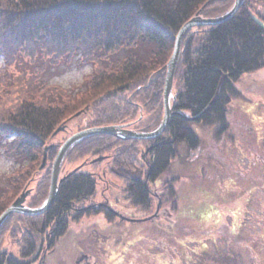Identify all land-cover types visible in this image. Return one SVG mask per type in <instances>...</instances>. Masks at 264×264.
I'll list each match as a JSON object with an SVG mask.
<instances>
[{
	"label": "trees",
	"instance_id": "trees-1",
	"mask_svg": "<svg viewBox=\"0 0 264 264\" xmlns=\"http://www.w3.org/2000/svg\"><path fill=\"white\" fill-rule=\"evenodd\" d=\"M252 1L245 0L239 12L225 22L187 32L174 77V114L164 134L149 141H125L108 134L86 137L66 154L64 175L70 172L65 169L66 163L107 156L96 164L107 160L106 167L125 178L123 175L134 168L136 173L142 172L137 166L138 153H142L144 165L146 162L150 165L149 180L156 182L171 168L179 144L185 143L189 151L200 147L193 124L217 126L220 135L228 132V106L238 96L237 81L243 74L264 69V20L251 10ZM234 2L0 0V57L7 69L4 72L0 69V154L16 166L9 174H0V217L23 191L31 192L26 201L35 192L31 204L25 201L30 207L48 197L52 164L60 150V145L53 141L54 133L62 126L71 128L85 116L89 127L131 120L136 131L158 128L152 118L146 121L140 115H144V109L153 118L160 113L163 118L167 63L177 33L197 14L218 17ZM124 49L127 50L124 60L117 57L111 60V56ZM38 55L45 58L37 68L40 70L8 71L19 66L18 58L36 61ZM46 59L51 63L64 59L79 66L92 64V73L76 87L56 91L41 79L48 71L43 66ZM232 71L235 73L224 83L218 101L210 107L221 73ZM206 108L210 110L199 117ZM184 116L199 118L190 121ZM49 145L48 161L40 169L45 147ZM144 145L147 149H142ZM97 184L98 178L82 169L67 177L60 184L54 205L44 214H11L1 225L0 246L2 236L8 232L16 239L20 256L32 258L51 230L53 244L58 245L67 235L71 221L96 215L90 210L75 212V209L85 207L94 198ZM126 188L135 204L145 209L151 207L145 180L132 183L129 179ZM5 256L6 252H0V264H20L8 261Z\"/></svg>",
	"mask_w": 264,
	"mask_h": 264
},
{
	"label": "rangeland",
	"instance_id": "rangeland-1",
	"mask_svg": "<svg viewBox=\"0 0 264 264\" xmlns=\"http://www.w3.org/2000/svg\"><path fill=\"white\" fill-rule=\"evenodd\" d=\"M252 2L254 8L251 10L256 17L264 20V2L262 4ZM126 53L127 50L124 49L111 56V60L114 57L124 60ZM37 57L36 61H31L22 56L16 62L19 66L8 71L29 70L30 73L38 71L40 69L37 68L45 58H39V55ZM59 60L60 62L51 63L50 59L48 61L46 59L47 63L44 62L43 66H47L48 71L41 75L46 86H51L56 91L76 87L92 73V64L79 66L75 63L70 64L68 60ZM5 67L4 60L0 57V69L3 72L7 70ZM174 85L175 79L173 88ZM236 86L239 89L238 96L236 95L228 106V132L220 135L217 126L193 124V129L200 138V147L189 151L185 143L179 144L178 154L172 161L171 168L156 184L150 182L151 187L160 192L158 195L168 208L167 212L163 213V218L140 223L124 222L121 218L119 220L113 216L108 217L105 213L87 216L82 220L71 221L67 235L61 238L62 242L61 239L58 241V247L69 245L70 247L66 249H69V254L72 255L79 245L76 242L81 238L86 239L85 243L99 242L103 247L100 248L102 264H107L103 261L110 257L106 255L108 249L117 250L123 241L132 242L127 264H264V69L243 74ZM171 100L173 105L175 99ZM142 111L144 115L141 114L140 118L144 116L146 121L152 118L154 126L161 125L165 111L163 118L162 113L153 118L150 112L144 109ZM84 118L85 116L78 124H72L71 129L64 126L62 132L54 135L56 138L53 141L61 145L73 133L85 127L91 128L86 125ZM157 120H161L159 121L161 123ZM132 122L126 120L123 123L105 126L123 125L126 129L136 131L133 125L135 122ZM154 139L156 138L149 140ZM142 149L147 147L144 145ZM141 154L138 153L137 166L146 173L148 165H144ZM106 157L75 160L71 164L66 163L65 169L71 172L74 168L83 166V172L91 173L98 178L97 193L92 199L95 202L101 199L103 190H106L105 184L114 182V186L117 188L120 186L121 191L127 194L126 198L124 197L126 200L120 195L121 202L117 206L122 207L124 202L128 209L122 210L127 215L140 219L154 211L160 200L152 194L151 209L139 207L140 212L138 207H135L137 204L129 207L132 202L129 203L131 195L126 188L128 180L116 175L110 166L106 167L107 160L103 164H96ZM99 158L101 160L94 163ZM15 167L13 161L0 154L1 175L9 174ZM106 168L108 173L104 176ZM65 173L62 171L61 177ZM138 173L139 171L136 175ZM142 179L146 180L144 177ZM32 187L35 189L36 183ZM34 196L33 191L26 203L31 204ZM43 203L33 207H40ZM93 229L97 231L92 232ZM104 234L109 236L108 242L112 245L106 243ZM2 237L0 252L19 249L14 236L5 232ZM115 252L119 255L118 250ZM69 254H65V258Z\"/></svg>",
	"mask_w": 264,
	"mask_h": 264
},
{
	"label": "water",
	"instance_id": "water-1",
	"mask_svg": "<svg viewBox=\"0 0 264 264\" xmlns=\"http://www.w3.org/2000/svg\"><path fill=\"white\" fill-rule=\"evenodd\" d=\"M245 0H236L234 5L229 9V12L220 15L219 17H203L200 14H197L196 17L191 18L190 20L187 21V23L180 29V31L177 33V38L175 40V48L174 51L171 55L170 60L167 63V74H166V83H165V87H164V111H165V115L164 118L162 120L161 125L159 126L158 129H156L155 131L152 132H140V131H134V130H130V129H126L125 126L123 125H113V126H105V127H97L95 126L94 128H87V129H83V131H79L75 134L72 135V137H70L69 139H67L62 146H60V150L57 153L55 160L52 164V175H51V186H50V193L47 197V199L44 201L43 205L40 207H33L30 208L28 206H26L25 201L27 199V197L29 196V194L31 193L29 190L23 191V193L21 194V196H19L14 202L11 203V206L5 210L0 217V228L1 225L11 216V214L13 213H17V214H24V215H28V216H33V215H41L44 214L45 211L49 210L55 203V200L58 197L59 194V187L60 184L62 182H64V179H66L67 177L73 175L75 172H77L79 169H81L83 166H79L74 168V170L72 172H70L68 175L64 176V178H60V174L62 171V166H63V162L65 160V156L66 154L73 148V145L81 140H83L86 137H90V136H94V134H108V135H112V136H117L120 137L122 139H136V140H149V139H153V138H157L159 137V135H161L162 133H164V131L166 130V128L169 126L170 124V118L171 116L174 114V110L172 107V94H173V84H174V76L177 70V65H178V61L180 59V53L182 50V43L183 40L185 38V36L187 35V32L193 28H198V27H209V25H217L219 23L225 22L227 20H229L231 17H233L234 15H236L239 12L240 7L243 5ZM235 73V71H232V73L229 74H225V73H221V80L218 84V88L217 91L215 93V95L213 96L212 102L210 103V107L212 105H214L218 99L220 94L222 93L223 90V86L224 83L229 80L232 75ZM209 108H206V110L199 116L201 117L204 113H206L207 111H209ZM80 115V114H78ZM187 120H193V119H197L199 117L196 118H190L187 116H184ZM64 129V127L59 128L54 135L58 134L59 132H61ZM51 149V146H47L45 147L44 150V155H43V162H42V166L40 167V169H42L43 167H45L48 159H47V155H48V151ZM101 160L96 159L94 162ZM150 172V171H149ZM121 218L123 219L124 217L122 215H120ZM151 218H147V219H141L138 220L143 221V220H149ZM131 220V219H130ZM35 261V258L33 257V259L31 260H26V261H19V263L21 264H31Z\"/></svg>",
	"mask_w": 264,
	"mask_h": 264
},
{
	"label": "flooded vegetation",
	"instance_id": "flooded-vegetation-1",
	"mask_svg": "<svg viewBox=\"0 0 264 264\" xmlns=\"http://www.w3.org/2000/svg\"><path fill=\"white\" fill-rule=\"evenodd\" d=\"M71 129V128H70ZM69 129V131H70ZM146 164L148 165V170L150 165L148 164V162H146ZM108 166V165H107ZM107 168L104 170V176H107ZM135 173V174H134ZM150 172L148 171L147 173H142L139 170V173L136 175V168L130 172H128L127 175H123L127 180L131 179L132 183L133 182H137V180L141 179V178H145V185L147 187V190L149 192V198L151 197V194L155 197L159 198V203L156 205V209L152 212H149L148 215H144V218H148L150 217L151 220H148L146 222H152L156 219H161L163 218V213L167 212L168 208L165 207L164 202L162 201V197L159 196L160 192H158V190L156 188L151 187L150 184ZM161 180V179H160ZM158 181L154 182V184H156ZM104 183V182H102ZM131 183V182H130ZM114 182L110 183L107 182L106 185V190H103L102 194H101V199L97 202H95L94 200L89 201L88 204L84 207L81 208H76L75 212H78L80 210H83L85 212H87L88 210L93 211L96 213V215H99L101 213H105L107 214L106 216H110L111 215L115 218H118L120 220L119 215H123L129 219H139V218H134V217H129V215H127L124 210L128 209V206H125L124 202H122V207H117L119 206L121 199H120V195H122V199L126 200V196L127 194L123 193L121 190L122 188L120 186H114ZM157 187V186H156ZM158 188V187H157ZM124 191V188H123ZM127 192L128 194L132 195L131 192H129V189L127 188ZM159 194V195H158ZM125 197V198H124ZM132 199V196L130 197ZM128 199V198H127ZM130 199V201L132 202V204L129 205V207L133 206L134 201H132ZM129 202V203H131ZM134 207V206H133ZM137 209H139V203L137 204V206H135ZM151 207H152V203H151ZM151 207L149 209H151ZM122 208L124 210H122ZM141 212V209H139ZM145 212V210H143ZM163 215V216H162ZM108 216V217H109ZM142 218V217H141ZM140 218V219H141ZM122 220V219H121ZM124 222H127L125 220H123ZM130 222V221H128ZM93 231H97L95 229L92 230ZM91 232V233H92ZM106 240V243H108L109 245H112V243H109V236L107 237L106 234H104ZM53 234H52V230L51 233H46V236L44 238V240L41 241V248L40 250H38L36 252L35 255V261L31 264H102V253L101 252V247L102 245H100V243H91V242H87L85 243L84 238L79 239L76 243H78V247L77 249H75L71 254H69V249L67 250L66 248L70 247L69 245H67L66 247H58L57 244H53L54 243V239H53ZM63 239H61L60 242H62ZM114 241V240H113ZM124 242V243H123ZM121 242V246L117 249L119 252V255L115 252L117 250L114 249H108L106 255L110 256L108 260L103 261L104 263L106 262L107 264H127V257L129 255V251L132 247V242H126L123 241ZM103 248V247H102ZM105 248H108L107 246H105ZM67 250V251H65ZM16 251V253H15ZM2 252H6V258L8 261L15 260L17 263H19V261H24V260H31L33 258H22L18 250H6V251H2ZM1 252V253H2ZM69 254L67 258H65V254ZM59 257H58V256Z\"/></svg>",
	"mask_w": 264,
	"mask_h": 264
}]
</instances>
